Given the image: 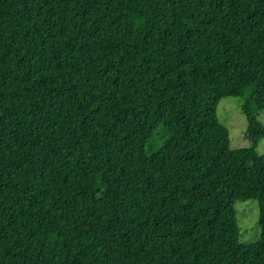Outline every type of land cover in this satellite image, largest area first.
<instances>
[{
    "label": "trees",
    "instance_id": "trees-1",
    "mask_svg": "<svg viewBox=\"0 0 264 264\" xmlns=\"http://www.w3.org/2000/svg\"><path fill=\"white\" fill-rule=\"evenodd\" d=\"M263 109L264 0H0V264H264Z\"/></svg>",
    "mask_w": 264,
    "mask_h": 264
},
{
    "label": "rangeland",
    "instance_id": "rangeland-1",
    "mask_svg": "<svg viewBox=\"0 0 264 264\" xmlns=\"http://www.w3.org/2000/svg\"><path fill=\"white\" fill-rule=\"evenodd\" d=\"M243 98H222L217 107L219 121L228 129L231 149L250 147L247 136V119L242 111ZM256 118L264 124V109L256 110ZM256 154L264 157V138L258 141ZM237 221L240 228L239 243L246 245L260 238L258 225L259 204L255 200H238L235 203Z\"/></svg>",
    "mask_w": 264,
    "mask_h": 264
}]
</instances>
